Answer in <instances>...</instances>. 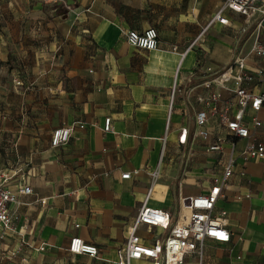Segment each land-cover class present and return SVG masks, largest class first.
Wrapping results in <instances>:
<instances>
[{
    "label": "crops",
    "instance_id": "0c3cea01",
    "mask_svg": "<svg viewBox=\"0 0 264 264\" xmlns=\"http://www.w3.org/2000/svg\"><path fill=\"white\" fill-rule=\"evenodd\" d=\"M77 1L71 15L57 19L42 0H9L19 17L0 26L2 113L15 104L5 93H20L19 103L25 101L31 113L28 133L0 146L1 172L28 173L17 183L8 175V187H31L9 205L10 228L0 229V264L6 257L8 264H115L141 204L167 210L174 219L181 198L206 193L221 180L230 156L232 172L212 211L224 212L230 240L204 239L201 264H264V157L243 159L248 141L264 146V112L246 107L250 136L229 137L210 107L229 103L233 113V85L204 86L235 57L249 71L264 66V56L251 51L256 37L264 44V26L229 9L223 12L227 24H207L223 0ZM41 23L50 29L34 40L37 47L33 42L27 54L11 52L14 42L25 41L27 28ZM148 27L157 33L155 49L127 43V31ZM13 60L26 68L14 69ZM174 85L179 91L171 95ZM244 86L264 90L256 79ZM214 93L219 96L212 101ZM199 109L209 110L208 141L193 135ZM64 125L74 126L69 140L51 147L52 130ZM40 126L44 135L38 137ZM183 127L188 137L179 143ZM216 135L225 138L223 147L208 150ZM124 172L130 176L121 178ZM137 234L151 241L163 231L139 226ZM72 236L96 245L98 256L70 253ZM182 264H198V258L187 254Z\"/></svg>",
    "mask_w": 264,
    "mask_h": 264
},
{
    "label": "built area",
    "instance_id": "2783aa9c",
    "mask_svg": "<svg viewBox=\"0 0 264 264\" xmlns=\"http://www.w3.org/2000/svg\"><path fill=\"white\" fill-rule=\"evenodd\" d=\"M225 9L238 12L248 20L257 19V27L262 26L264 18V0H223L214 8V12L207 24L217 21L220 24H227V18L223 15ZM126 41L129 45L152 50L157 47V33L155 28L148 27L141 32L129 30L126 33ZM251 51L256 56H264V44L256 37ZM256 79L264 87V66H259L253 71L245 68L243 58L235 57L225 68L213 72L210 80L204 82L205 87L216 83L221 87L232 83L233 92L237 98V108L231 113V106L225 103L222 108L217 109L211 106V113L217 117V122L222 126L227 136L233 138H248L249 128L243 120L246 107L253 111L264 112V90L252 91L244 86V83ZM20 81H16L19 84ZM179 89L174 85L171 89L173 95ZM218 94H211L210 100L218 98ZM209 110L199 109L194 117V136L208 141L209 132L206 129ZM254 125H259L257 118L252 117ZM82 126V125H79ZM73 125L56 127L50 134V146L55 148L64 145L70 138ZM103 130H110V119L104 120ZM188 137L187 128L179 130L178 142L185 143ZM225 138L214 136L208 142V150L219 151ZM264 157V146L261 142L248 141L243 151V159ZM234 164L230 156L224 166L221 180L214 182L206 193L181 198L178 212L174 219L167 210L152 208L145 203L139 207L134 220L126 227V236L123 244L116 250L115 264H182L185 255L195 254L198 264H201L202 241L206 238L218 243H225L230 240V234L225 226L221 212L219 216L212 213L216 200L221 196V188L227 177L232 172ZM157 175L156 171L150 172L153 180ZM130 172L120 174L121 178H128ZM10 176L0 171V229L7 230L11 225L9 205L16 203L19 196L31 193V187L22 184L16 189H10L7 185ZM139 226H145L148 231L152 228H159L163 231L160 238L145 241L137 234ZM1 237V235H0ZM43 249V245L40 246ZM67 250L73 254H86L91 257L98 256L96 245L85 242L79 236L70 237Z\"/></svg>",
    "mask_w": 264,
    "mask_h": 264
},
{
    "label": "rangeland",
    "instance_id": "374dc122",
    "mask_svg": "<svg viewBox=\"0 0 264 264\" xmlns=\"http://www.w3.org/2000/svg\"><path fill=\"white\" fill-rule=\"evenodd\" d=\"M42 1L44 5V10H47L49 13L55 12L57 19H59L60 17L66 18L67 15L69 14L71 15L70 9H72L76 5H79L77 0H72V2H68V0H46V1L42 0ZM8 6H9V0H0V26L4 24L6 21H10L15 17L16 18L19 17L18 13L11 11ZM47 17H49L48 14H46L44 18ZM56 26H57L56 27L57 33H59L62 28L59 25ZM40 27L41 28H38V26L36 25L33 29L27 28L25 30V33H27L28 36L24 35L26 36L25 41H21V44H18L19 41L14 42L16 46L13 43L11 52L15 53L18 51L19 52L24 51L26 52L24 54L29 53L31 48L28 49L29 51H27L26 46L27 45L30 46V44L33 43L34 40H38V38L44 37L45 36L44 31L45 30L48 31L50 29L48 27L46 28L43 23H41ZM1 33H4L2 29H0V35ZM34 43L37 47V42ZM10 64H12V67L16 70L26 68L24 67L23 62L17 60H13L12 62H10ZM5 95L9 97V100H13L15 104L11 106L12 107L11 109H8L9 111L8 114L6 113V110H4L5 111L4 113H2L3 106L0 107V146L4 144H11L19 136L26 135L28 133L27 129L30 127L29 116L31 113L28 114L25 101L19 103L22 97L20 93H5ZM5 107L8 108L9 106H5ZM35 135L38 137L44 135L42 126L36 129ZM8 175L11 176V183H17V182H25V178L28 175V173L19 171L17 173H9ZM4 255L5 253L4 251H2L0 253V256H4ZM3 261H4L3 264L10 263V257L4 258Z\"/></svg>",
    "mask_w": 264,
    "mask_h": 264
},
{
    "label": "water",
    "instance_id": "95a60500",
    "mask_svg": "<svg viewBox=\"0 0 264 264\" xmlns=\"http://www.w3.org/2000/svg\"><path fill=\"white\" fill-rule=\"evenodd\" d=\"M68 2H72V0H68ZM261 25L264 26V18L262 19Z\"/></svg>",
    "mask_w": 264,
    "mask_h": 264
}]
</instances>
